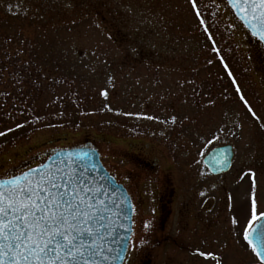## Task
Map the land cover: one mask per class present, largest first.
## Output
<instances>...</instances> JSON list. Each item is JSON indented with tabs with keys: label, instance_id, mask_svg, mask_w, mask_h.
<instances>
[{
	"label": "rangeland",
	"instance_id": "rangeland-1",
	"mask_svg": "<svg viewBox=\"0 0 264 264\" xmlns=\"http://www.w3.org/2000/svg\"><path fill=\"white\" fill-rule=\"evenodd\" d=\"M3 1L23 18L14 26L26 40L15 47L31 64L27 83L34 88L30 79L40 76L45 89L36 108L40 126L0 143V178L42 162L54 148L90 143L133 199L123 264H204L157 241L158 187L174 190L165 233L182 245L216 229L194 214L212 208L220 222L218 210L237 208L233 238L226 223L217 225L227 231V249L234 244L239 254L224 260L251 264L244 232L253 202L264 211V49L225 0H194L196 8L193 0ZM227 143L230 169L209 173L203 155Z\"/></svg>",
	"mask_w": 264,
	"mask_h": 264
},
{
	"label": "snow or ice",
	"instance_id": "snow-or-ice-1",
	"mask_svg": "<svg viewBox=\"0 0 264 264\" xmlns=\"http://www.w3.org/2000/svg\"><path fill=\"white\" fill-rule=\"evenodd\" d=\"M229 3L245 14L243 18L248 20L253 34L264 40V0ZM193 7L196 8L194 0ZM253 20L261 25L259 30ZM200 22L203 24V19ZM245 105L251 112L246 101ZM79 183L62 169L53 171L44 166L30 168L11 179L0 178V264H89L86 253L100 255L95 250L98 232L92 227L96 205L89 202L88 190L78 187ZM257 219L253 202L249 225ZM250 236L258 241L253 252L264 261V225H258L252 233L245 230L244 239L252 246Z\"/></svg>",
	"mask_w": 264,
	"mask_h": 264
},
{
	"label": "water",
	"instance_id": "water-1",
	"mask_svg": "<svg viewBox=\"0 0 264 264\" xmlns=\"http://www.w3.org/2000/svg\"><path fill=\"white\" fill-rule=\"evenodd\" d=\"M225 2L236 20L264 46V40H261L258 34H253V28L249 26L248 20L243 18L245 14L238 12V9L233 7L229 0H225ZM236 2L240 3L241 0H236ZM252 23L256 24L257 30L261 28L257 21L253 20ZM232 156L231 145L225 144L212 148L205 154L202 161L211 173L219 174L229 169ZM39 166L53 171L56 168L62 169L73 181L80 182L78 187L88 190L89 202L96 205L93 210L96 220L92 227L98 232V236L95 238L98 247L95 250L100 252V255L89 256L86 253L89 264H122L132 232L131 200L124 186L118 183L102 164L97 149L89 143L55 148L43 162L30 168ZM30 168L15 174V176H20ZM11 178L12 176L3 179ZM100 201L103 204H100ZM258 225H264V216L261 215L248 232L252 233ZM250 239L253 240L252 246L258 243L254 236H250ZM88 242L91 243V241ZM258 259L264 263L260 257Z\"/></svg>",
	"mask_w": 264,
	"mask_h": 264
},
{
	"label": "trees",
	"instance_id": "trees-1",
	"mask_svg": "<svg viewBox=\"0 0 264 264\" xmlns=\"http://www.w3.org/2000/svg\"><path fill=\"white\" fill-rule=\"evenodd\" d=\"M22 19L18 6L8 7L4 1L0 3V127L10 123L15 127L0 136V143H9L33 132L42 119L36 108L45 87L37 76V81L30 79L34 86L30 89L27 80L31 64L21 61L15 47L26 40L23 31L14 26V21Z\"/></svg>",
	"mask_w": 264,
	"mask_h": 264
},
{
	"label": "flooded vegetation",
	"instance_id": "flooded-vegetation-1",
	"mask_svg": "<svg viewBox=\"0 0 264 264\" xmlns=\"http://www.w3.org/2000/svg\"><path fill=\"white\" fill-rule=\"evenodd\" d=\"M232 164V162H231ZM231 167V166H230ZM209 172V171H208ZM227 172V171H226ZM210 173V172H209ZM126 190L130 196L131 202H132V208H133V214H132V220L134 222V217H135V208H134V203H133V199L131 196V192L129 190L128 187H126ZM226 199H230L229 195L226 197ZM174 200V190L172 189V191H170L168 194L162 193L161 190L159 189V187L157 188V197L156 199H154V203H155V208H156V213L155 216L160 219V227L156 228L157 233H158V239L157 241L159 243H162L163 241H170L173 245V247H178V248H185L186 251L189 253L190 257L193 259V262H195V259H200L204 262V264H225V260L224 257H228L227 253H229L231 256L234 257H238L239 254L237 255V249L234 248V244H233V248L232 249H227L226 245L229 242V239L226 238L227 235V231L231 233V237L233 236V234H236L235 229H234V224H235V213H237V208L235 209L233 206H228L225 208H221L220 210H218L219 215H222V221H218L217 219H212L211 218V213H212V208L210 209L211 211L209 212V214L207 215L204 214L202 215V213H197L194 214V220L196 222H202L205 225H209L212 222H215L211 225H215L216 229H214L213 227V231L210 229L211 225L209 227L210 229V234H208L207 237H205V240H200L199 243H197V241L193 240V241H189V243L187 245H182L179 244V241L174 238L172 235H170L169 233H165V225L167 223V221L170 219V217H172L173 215V209H172V202ZM222 210V211H221ZM261 213H264V211H262ZM259 212H256L257 217L260 216ZM212 219V220H211ZM224 222V224H227V228H226V233L225 232H221V229L217 228L219 226H217L218 224H222ZM254 223V221H252L251 225ZM249 225L247 227V231L249 229V227L251 226ZM238 236V235H237ZM233 238V237H232ZM233 241V239L231 240ZM247 247V255L251 254L252 257V261L251 264H264L263 262H261L256 253L253 252L252 248L253 246H250L248 244V242L244 239ZM201 253H204V255H201ZM250 257V256H249Z\"/></svg>",
	"mask_w": 264,
	"mask_h": 264
}]
</instances>
